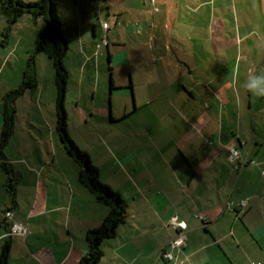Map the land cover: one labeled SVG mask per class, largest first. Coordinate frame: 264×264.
Wrapping results in <instances>:
<instances>
[{
	"label": "crops",
	"instance_id": "obj_1",
	"mask_svg": "<svg viewBox=\"0 0 264 264\" xmlns=\"http://www.w3.org/2000/svg\"><path fill=\"white\" fill-rule=\"evenodd\" d=\"M105 1L107 19L115 18L114 49L124 57L116 68L129 77V84L113 77L115 89L120 90L114 96L121 99L115 108L113 96L112 110L110 106V122L116 124L109 129L110 141L115 133L121 137L128 130L121 122L139 112L146 116L138 128H132L141 143L135 139L138 143L129 145L126 155L109 159L128 216L116 237L103 245L100 264H109L107 255L112 264H142L146 242L159 245L154 253L162 261V252L179 235L182 242L172 263L264 264V97H254L243 88L249 75H264V0H155L159 11L151 0ZM85 6L71 7L79 36H84L83 25L90 18ZM6 24L7 18L0 14V46L7 49L8 57L0 62V81L6 63L14 68L12 58L18 64L27 61L45 21L23 15L4 45ZM63 28L65 34L64 24ZM92 29L97 36L95 24ZM21 47L24 53L19 52ZM109 54L111 60L114 53ZM41 58L48 78L43 80L36 69L38 87L21 97H31L39 111L44 105L49 108L45 124H27L31 139L45 142L49 156L36 160L24 126L15 125L5 148L6 162L17 178L14 193L0 165V253L9 239V264H78L88 253L87 233L102 224L109 208L81 184L82 167L59 140L55 69L50 59ZM22 82L19 74L3 82L0 134L4 98ZM80 99L81 93L77 107ZM106 113V107L91 106L79 114L87 118ZM167 115L180 119L169 131L157 126ZM33 130H40L38 139ZM232 147L256 163L234 169L228 158ZM245 199L247 205L240 211ZM7 210L13 211L14 221L28 226L27 236H8ZM175 216L186 223L181 233L170 223Z\"/></svg>",
	"mask_w": 264,
	"mask_h": 264
},
{
	"label": "rangeland",
	"instance_id": "obj_2",
	"mask_svg": "<svg viewBox=\"0 0 264 264\" xmlns=\"http://www.w3.org/2000/svg\"><path fill=\"white\" fill-rule=\"evenodd\" d=\"M26 1H35V0H26ZM78 5L75 4V0H62L61 7L63 10V24L65 28L66 38L68 40L69 49L67 55L64 59V63L69 70V79L67 81L66 92H65V108L68 114V130L69 134L71 133V137L75 142L79 145V147L85 151H88L90 155H92L93 160L100 165L102 170V175L100 177L101 181L105 184L111 186L115 191L118 190L115 180L111 174L112 166L110 163V157L112 156H123L129 152L128 146L137 144L138 142L133 140H139L141 143L142 139L133 132V127L138 128L140 126V120H142L146 116L139 112L138 115H132L128 120L121 123H126L124 126L128 125V130L125 131V135L118 137L117 133H115V139L111 140L110 135V127L113 124L110 122L109 117V109L113 106V96L116 92L120 91L117 89H113L112 93H110V80L112 79L114 82V78L118 82H122L123 84H129V77L128 75L124 74V70L120 68H116L117 62H123L124 57H122L121 53H117L113 46L112 38L116 36L115 31V18L112 16L110 21L106 17L107 13V5L105 0H76ZM85 1V2H84ZM87 2V3H86ZM88 5L85 6V5ZM72 5L74 7L77 6L79 9H84L87 7L86 10L90 12V18L84 22L83 25V33L84 36H79V27L77 20L72 16L74 12H72ZM99 15V16H98ZM43 21V18H40ZM20 20V19H19ZM36 21V20H34ZM101 21V24H100ZM106 21L108 24L111 25V30L113 31H106L102 27V23ZM92 24H95L98 29L97 36H93L92 32ZM79 25H81V20H79ZM110 30V26H109ZM108 37L110 41V47L108 48L107 45H102L101 48H98V43H102V39ZM31 45L29 44V47ZM34 45L31 46L34 50ZM23 51H19L20 53H24V48L21 47ZM7 49H4L0 46V58L2 56L3 60L7 61ZM32 50V51H33ZM114 53V56L109 58L110 54L109 51ZM41 57L44 59H50L46 54L40 53V56L37 57V69L41 74L42 79L44 77L48 78V69L46 67L45 62L41 61ZM110 60V61H109ZM13 62V69L11 68L10 64L6 63V68L3 72L1 77L2 81H0V91L3 88V82H9L15 79V75L19 74L22 77V81L24 79V72L26 61L22 62V64H18L15 62L14 58L11 59ZM50 61V60H49ZM52 62V61H51ZM53 65V63H52ZM109 66H112L114 70L110 71ZM50 69V68H49ZM120 69V70H119ZM119 70V71H118ZM115 72V73H114ZM11 77V79H9ZM120 77V78H119ZM126 90V89H125ZM81 93V107L76 106V97L78 94ZM131 94V93H130ZM115 100V108L117 106V99H121L118 96ZM131 104L133 103V97L128 96ZM73 102V103H72ZM14 107H18V115L17 119L15 120L16 124L18 125V129L24 126L23 129L24 133L29 137V146L33 148L34 156L36 160H39V157L47 158L49 156L46 143L43 142L40 144L38 137L40 136L41 127L38 126L37 128L40 130H33L34 134L37 137V141L31 139V133L28 132V122H37L43 123L45 116H47L48 106H43V111L38 110L37 105L32 104L31 97H25L16 100L13 104ZM79 108L80 110H77ZM106 107L107 113L105 116L95 115L87 118H82L80 111L82 108L87 107ZM106 111V110H105ZM88 114H90L88 112ZM123 118V117H122ZM128 118V117H127ZM169 118V119H167ZM167 119V120H166ZM46 120V119H45ZM180 119L178 117L172 118V115L164 116L161 125L157 124L158 127H163L165 130L168 131L172 129L174 125H179ZM150 124L153 123V117H150ZM45 124V123H43ZM36 126V125H35ZM169 127V128H168ZM120 127H116L115 130H119ZM43 129L42 133L47 132ZM42 131V130H41ZM108 131V132H107ZM19 130V134H21ZM108 133V134H107ZM60 140V138H59ZM110 143L107 144V142ZM39 142V143H38ZM50 143V142H48ZM67 153V150H65ZM73 161V160H72ZM58 162V161H57ZM59 163V162H58ZM72 165V163H71ZM55 169V167H54ZM100 169V168H99ZM109 174V175H107ZM118 177L123 178L121 173L117 174ZM121 186H123V180L121 179ZM14 205V203H11ZM15 208V207H14ZM197 215V214H196ZM149 236V235H148ZM149 240V237H147ZM173 240V239H172ZM171 240V241H172ZM170 241V242H171ZM169 242V243H170ZM167 249L171 251L174 256L176 257L177 249H172L169 246ZM146 254L141 261L142 264H163V261L159 260L157 254L154 253L156 248L159 246L155 244V242L150 243L146 242ZM106 260L109 261V264H112L111 256L107 255ZM181 260H179L180 262ZM174 262V261H173ZM178 261L176 264H180ZM184 262V261H183ZM170 264H175L170 262ZM188 264V263H187ZM221 264H224L221 262Z\"/></svg>",
	"mask_w": 264,
	"mask_h": 264
},
{
	"label": "trees",
	"instance_id": "obj_3",
	"mask_svg": "<svg viewBox=\"0 0 264 264\" xmlns=\"http://www.w3.org/2000/svg\"><path fill=\"white\" fill-rule=\"evenodd\" d=\"M58 4L59 0H0V14L7 18V24L2 32V44L4 45L8 43L14 24L23 15L30 14L34 19L43 18L45 21L44 28L39 32L35 40L34 50L28 55L23 82L16 89L9 91L4 98V121L0 134V165L8 175L9 190L14 193L17 178L6 162L5 154V148L14 133L16 125V108L13 104L27 91H34L38 87L36 76L37 57L40 53H44L50 58L55 69L57 88L56 130L58 135L65 144L70 156L82 167L79 175L81 184L88 188L100 203L109 208V212L102 224L87 233L88 253L78 263L100 264L105 255L103 245L109 239L115 238L119 226L126 222L128 204L118 191L101 181L100 169L93 163L90 154L81 149L69 134L65 92L70 74L64 63L69 45L58 13ZM109 69L110 71L112 70L111 66H109ZM115 88L113 80H111L110 89L113 90ZM10 250L11 241L7 239L0 253V264L10 263Z\"/></svg>",
	"mask_w": 264,
	"mask_h": 264
},
{
	"label": "built area",
	"instance_id": "obj_4",
	"mask_svg": "<svg viewBox=\"0 0 264 264\" xmlns=\"http://www.w3.org/2000/svg\"><path fill=\"white\" fill-rule=\"evenodd\" d=\"M151 3L154 5V10L159 11L158 6L156 5V1L151 0ZM102 27L106 31H109V24L106 21L102 23ZM108 44H109V39L108 37H105L102 39V43H98L97 46L98 48H101L102 45H108ZM240 154H241L240 150L237 147H232L229 150L228 158L233 163L234 169L241 170L249 164L256 163L254 159H249L248 156L242 157ZM247 202L248 201L246 199L241 202L240 209H239L240 211H244L247 205ZM5 216H6V219L9 220L10 222L8 236H11V235L27 236L29 232L28 226L23 222L14 221L13 211L7 210L5 213ZM196 216L199 217V215H196ZM170 223L180 233L187 227L186 223L184 221L179 220L177 216L173 217ZM181 242H182V236L179 235V237L173 239L169 243V246L172 249H177L179 248V245L181 244ZM161 259L163 261V264H170V262H172L174 259V254L168 249H165L161 254Z\"/></svg>",
	"mask_w": 264,
	"mask_h": 264
},
{
	"label": "clouds",
	"instance_id": "obj_5",
	"mask_svg": "<svg viewBox=\"0 0 264 264\" xmlns=\"http://www.w3.org/2000/svg\"><path fill=\"white\" fill-rule=\"evenodd\" d=\"M235 83L234 77L233 84ZM243 88L254 97H264V75H249Z\"/></svg>",
	"mask_w": 264,
	"mask_h": 264
},
{
	"label": "water",
	"instance_id": "obj_6",
	"mask_svg": "<svg viewBox=\"0 0 264 264\" xmlns=\"http://www.w3.org/2000/svg\"><path fill=\"white\" fill-rule=\"evenodd\" d=\"M110 82H111V80H110ZM110 93H112V90L110 89ZM109 111H110V109H109ZM111 114V113H110Z\"/></svg>",
	"mask_w": 264,
	"mask_h": 264
}]
</instances>
